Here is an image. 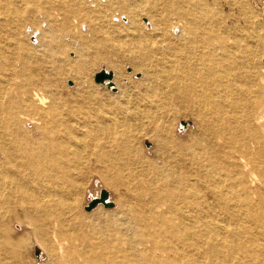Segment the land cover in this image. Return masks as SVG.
Segmentation results:
<instances>
[{
  "label": "bare ground",
  "instance_id": "6f19581e",
  "mask_svg": "<svg viewBox=\"0 0 264 264\" xmlns=\"http://www.w3.org/2000/svg\"><path fill=\"white\" fill-rule=\"evenodd\" d=\"M201 1L192 4L200 7ZM46 2L51 8L34 9L37 19L26 9L0 3V218L9 224L11 214L28 216L45 248L51 231L58 244L55 264H264V55L253 67L247 44L261 41L264 27L247 28V35L209 24L206 28L209 12L191 23L179 22L178 40L164 30L159 34L168 46L160 42L163 58L150 68L142 60L131 62L136 72H144L143 81L134 82L122 96L101 101L94 98L95 86L86 83L88 62H69V69L52 62L51 35L59 34L61 55L73 48L62 43L66 35L86 55L80 0H72L69 9L60 0ZM27 27L32 31L26 35ZM33 34L35 46L21 38ZM57 71L76 80L73 91L56 87ZM119 76L125 77L123 71ZM113 78L95 82L112 90ZM238 94H244L240 101ZM183 100L194 108L199 104L195 121L201 134L186 149L177 142L184 151L170 153L180 162L166 176L158 172L161 184H154L148 201L136 186L138 207L132 214L138 239L128 238L125 227L107 235L97 229L99 237L92 232L91 238L83 223L75 224L71 204L100 166L116 171L105 185L120 192L122 175L135 159L138 117L165 110L171 101L177 107ZM154 123L159 137L163 130ZM227 159L229 170L222 165ZM137 176L129 172L128 178ZM250 183L258 185L256 191ZM203 191L211 192L213 202L198 196ZM100 204L104 206L98 202L91 210ZM246 214L258 231L249 241L238 228L227 230V224L243 221ZM5 226H0V237L16 250L20 242L7 237Z\"/></svg>",
  "mask_w": 264,
  "mask_h": 264
},
{
  "label": "rangeland",
  "instance_id": "374dc122",
  "mask_svg": "<svg viewBox=\"0 0 264 264\" xmlns=\"http://www.w3.org/2000/svg\"><path fill=\"white\" fill-rule=\"evenodd\" d=\"M60 1L64 2L65 7L68 9L72 4V0ZM192 2L193 0H80L78 5L81 7L82 12L77 16L82 21L80 23L82 28L80 31L86 40L84 44L86 55L84 54V57L79 52L80 47L74 44L70 35H66L62 43L72 45L73 48L64 52V54L66 53L65 55H61L63 52L60 53V51L63 50L57 42L60 39L59 34L51 35V51L53 50L51 53L52 59H54L52 62L62 64L66 69H69V62H88L91 70L90 80L88 79L86 83L92 84L93 87L95 86L94 90H97H95L97 95L94 98L102 101L106 98L122 96L126 88L132 89L134 82L140 83L143 81L144 72H136L131 62L133 60H142L145 66L150 68L155 61L163 58L164 55L161 56L158 52V48L163 46L160 42H164L165 49L168 46L164 41L165 39H162L159 34L164 30L167 35L178 40L176 36H180L179 22L180 24L182 22L191 23L193 18L209 12V22L205 25L207 26L206 28H208L209 24L212 29L225 27L231 31H237L239 34L247 35V28L258 27V25H260L259 27H264V0H202L203 5L200 7L192 4ZM0 3L4 7L14 10L17 8L26 9L27 14L35 19L39 17L38 14L36 16V12L40 11V9L47 10L51 8L46 0H38V2L37 0H0ZM31 31V27H27L26 35ZM26 35L21 38L25 41L27 40L32 46L38 44L37 34L28 37ZM262 36L263 39L261 41H252L251 43L249 41L247 43L251 48L248 60L253 64V67L258 64L257 58L264 55V34ZM215 37L216 34H213V39ZM146 50L151 53L149 54ZM173 54L174 52L170 53V55ZM262 62L264 63V59ZM103 70L114 74L113 82L116 89L110 90L107 86L95 82V76ZM119 71H123L125 75L123 79H120ZM65 73L64 71L53 73V81L57 83L56 87L58 85L66 86L67 89L73 91L78 84L73 78L67 79ZM227 94L230 95L231 93ZM243 95H235V99L240 101ZM193 105V102L183 100L176 107L171 101L169 108L166 107L165 110L158 112L154 109L149 113H141V116L138 117L139 120L136 122L138 126H135L134 129L133 158L135 159L128 166V171H125V174L122 175L120 192L105 185L108 177H116V171H108L100 166L98 168L100 170L92 174L90 184L83 192H80V195H77L76 204L70 201V203H73L71 205H73L74 216H76L73 219L75 224L76 222L79 225L83 223L85 231L89 235L91 234V238H93L92 232L93 235L95 234L94 236L99 237L96 235L97 229H104L103 231L107 235L110 230L125 227L124 234L128 238L138 239V235L134 231L137 221L132 214L133 210L138 207L136 202L139 195L136 186H141L140 188L146 193L144 199L148 201L152 197L154 184H161L162 176L158 172H162L166 176L169 174V170L176 168L179 164L180 159L173 158L171 155H174L173 153L175 152L181 153L186 147L197 143L201 128L195 121V115L200 112V109L198 103L196 108ZM202 111L204 112L203 109ZM155 120L158 122V127L163 130L159 137L154 123ZM152 130H155V132H152ZM147 134H150V137L146 136ZM177 142L181 143L184 149L183 147L180 148ZM172 151L173 153H170ZM222 165L229 170L230 160L227 159ZM198 166H194L192 169H197ZM129 172L137 173L136 179L128 178ZM249 187L254 192L258 185L250 183ZM102 190L108 192L106 201L113 203V206L105 208L100 204L91 212H87L86 207L90 205L89 203L93 198L100 196ZM197 194L199 197L206 195L207 200L213 202L210 191H203ZM213 215L217 218H222L219 216L220 212H214ZM246 216L247 218H244L243 221L227 224V226H230L227 230L232 227L238 228L237 230L243 234L242 237L245 236L246 239L256 236L258 231L254 225L252 226V220L248 214ZM10 217L13 219L12 222L10 221L11 223L8 224L1 218L0 222L6 224L5 227H8L7 237L11 238V241L15 243L20 242V244L16 250H12L7 245V240L0 237V264H55L54 258L58 252L55 249H58V244L53 237V233L51 231L48 233L46 241L49 247L45 248V245L41 242L42 238L29 225L28 216L19 213L11 214ZM200 222L203 225V222ZM2 223L1 227L4 225ZM214 223L217 224V221ZM126 228H128L127 231ZM244 241H249V239ZM12 252H16L14 256H12Z\"/></svg>",
  "mask_w": 264,
  "mask_h": 264
},
{
  "label": "water",
  "instance_id": "95a60500",
  "mask_svg": "<svg viewBox=\"0 0 264 264\" xmlns=\"http://www.w3.org/2000/svg\"><path fill=\"white\" fill-rule=\"evenodd\" d=\"M113 74L111 72H104L101 71L98 73V75L95 77L96 82H102L105 78H111ZM108 192L105 190H102L100 193V196L98 198H93L92 201L89 203L90 205L86 207V210H91L92 207L98 204V202L103 203L105 207H111L113 206V203L106 201Z\"/></svg>",
  "mask_w": 264,
  "mask_h": 264
}]
</instances>
